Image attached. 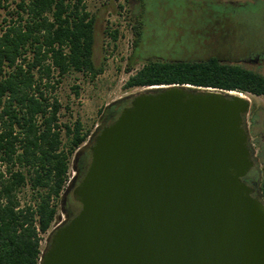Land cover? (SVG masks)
Returning a JSON list of instances; mask_svg holds the SVG:
<instances>
[{
    "label": "water",
    "instance_id": "1",
    "mask_svg": "<svg viewBox=\"0 0 264 264\" xmlns=\"http://www.w3.org/2000/svg\"><path fill=\"white\" fill-rule=\"evenodd\" d=\"M250 105L189 84L134 94L93 136L80 208L39 264H264V202L243 181Z\"/></svg>",
    "mask_w": 264,
    "mask_h": 264
},
{
    "label": "trees",
    "instance_id": "2",
    "mask_svg": "<svg viewBox=\"0 0 264 264\" xmlns=\"http://www.w3.org/2000/svg\"><path fill=\"white\" fill-rule=\"evenodd\" d=\"M6 1L0 0V264H39L41 241L57 219L71 156L89 139L92 143L129 99L105 105L100 127L90 135L78 119L62 123L56 95L61 79L75 72L94 78L102 72L93 56L94 15L85 0H18L11 7ZM141 24L136 15L135 47ZM134 69L132 63L126 68ZM170 84L264 96V75L217 56L147 60L124 86ZM261 182L264 199V153ZM25 187L31 194L27 200L19 194Z\"/></svg>",
    "mask_w": 264,
    "mask_h": 264
},
{
    "label": "rangeland",
    "instance_id": "3",
    "mask_svg": "<svg viewBox=\"0 0 264 264\" xmlns=\"http://www.w3.org/2000/svg\"><path fill=\"white\" fill-rule=\"evenodd\" d=\"M16 1L7 0L6 4L11 7ZM85 3L95 19L93 56L102 72L94 78L81 72L71 73L61 79L56 95L61 104L60 121L70 123L78 119L89 135L100 127L99 112L105 105L122 98L130 100L143 89L125 88L124 84L147 60H203L217 56L234 62L243 58L249 48L264 51V0H85ZM3 15L0 10V24ZM136 15H141L142 24L135 47L132 25ZM112 35H116L115 39ZM130 63L135 69L128 72ZM260 73L264 75V70ZM73 87H78L77 95ZM243 94L251 105L264 109V96ZM248 117L249 114L245 120ZM73 173L71 156L66 185ZM19 194L23 200L30 199L28 187ZM63 217L58 203L53 227ZM47 236L48 233L43 235L42 251Z\"/></svg>",
    "mask_w": 264,
    "mask_h": 264
},
{
    "label": "flooded vegetation",
    "instance_id": "4",
    "mask_svg": "<svg viewBox=\"0 0 264 264\" xmlns=\"http://www.w3.org/2000/svg\"><path fill=\"white\" fill-rule=\"evenodd\" d=\"M246 53L247 54H245L243 58H239L235 62L246 69H251L259 73L261 70H264V51L249 48ZM248 114L249 117L245 120V126L248 130V144L252 152L254 165L243 177V181L253 189V196L264 202L261 189L262 162L264 153V109L250 105ZM258 128L261 129L260 132L257 131ZM90 144L89 139V141L84 143L72 157V169L74 173L64 189L65 192L63 191L62 194L61 211L64 217L61 221L69 219L70 216L76 214L80 208L79 202H77L73 197V188L81 180L89 164Z\"/></svg>",
    "mask_w": 264,
    "mask_h": 264
},
{
    "label": "built area",
    "instance_id": "5",
    "mask_svg": "<svg viewBox=\"0 0 264 264\" xmlns=\"http://www.w3.org/2000/svg\"><path fill=\"white\" fill-rule=\"evenodd\" d=\"M59 223H60V222H59ZM59 223H58V224H59ZM56 225H57V224H56ZM56 225H55V226H56ZM55 226H54V227H55Z\"/></svg>",
    "mask_w": 264,
    "mask_h": 264
},
{
    "label": "bare ground",
    "instance_id": "6",
    "mask_svg": "<svg viewBox=\"0 0 264 264\" xmlns=\"http://www.w3.org/2000/svg\"><path fill=\"white\" fill-rule=\"evenodd\" d=\"M154 86V85H153Z\"/></svg>",
    "mask_w": 264,
    "mask_h": 264
}]
</instances>
